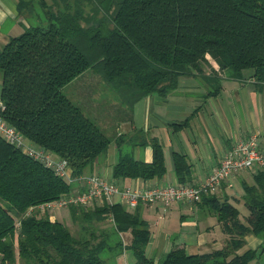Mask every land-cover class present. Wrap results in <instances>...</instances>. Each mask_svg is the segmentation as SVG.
<instances>
[{
  "label": "trees",
  "instance_id": "1",
  "mask_svg": "<svg viewBox=\"0 0 264 264\" xmlns=\"http://www.w3.org/2000/svg\"><path fill=\"white\" fill-rule=\"evenodd\" d=\"M84 1L94 3L93 12L86 14ZM18 8L28 25L0 48L2 116L33 144L65 158L73 175L110 141L83 104L62 90L89 67L101 75L104 89L117 90L130 107L146 94L174 89L180 76L199 71L207 54L233 75L251 68L255 87H264V0H19ZM211 77L214 94L220 83L217 75ZM94 83L90 89L96 95ZM135 134L139 140L131 144H150L152 157L135 159L121 149L122 135H117L122 151L113 178L162 176L161 143L141 129ZM172 160L177 180H190L185 154L173 151ZM242 187L248 211L242 217L215 192L194 201L207 205L220 223L226 235L221 247L190 253L175 245L154 261L145 253L150 230L138 205L70 204V218L81 219L78 235L46 209L28 210L70 192L71 183L0 135V264H120L126 249L132 264H248L264 251L263 243L237 252L246 234L264 238V168L257 166L253 181H243ZM107 218L112 223L103 232L107 238L101 233L98 238L92 222Z\"/></svg>",
  "mask_w": 264,
  "mask_h": 264
},
{
  "label": "crops",
  "instance_id": "2",
  "mask_svg": "<svg viewBox=\"0 0 264 264\" xmlns=\"http://www.w3.org/2000/svg\"><path fill=\"white\" fill-rule=\"evenodd\" d=\"M18 1L0 0V48L11 35L20 33L28 25L19 11ZM199 67L194 74L180 76L176 87L166 94L152 92L144 95L134 102L129 111L115 106L105 108L94 102V91L87 82V79H94V75L87 74V69L66 84V94L72 100L81 102L86 113L110 137L105 152L82 173H97L120 185L137 187L197 183L206 179L210 170L238 139L255 136L259 148L264 150V87H255L252 72L244 74L242 69L239 74L233 75L219 69L209 54ZM214 74L219 78L220 87L217 93L212 94L209 92L215 85L211 77ZM182 122L186 123L177 128ZM136 129H141L149 137H156L161 143L165 172L160 177L149 179L113 178L112 166L120 151H130L135 159L143 161L152 157L150 144H131L139 140ZM119 134L123 140L122 150L115 141ZM173 151L185 154L191 164L190 180H177ZM256 170L257 166L252 165L230 174L215 195L227 197L238 209L246 208L242 199V182H252ZM73 188L82 187L75 182ZM112 200H119V197H112ZM138 208L150 230L145 253L154 261L175 245L195 253L219 248L225 242L226 235L220 223L205 204L198 205L192 201H175L168 206L161 202L139 203ZM247 212L240 211V216ZM244 239V245L237 250L239 253L247 248L258 249L264 243V238L253 233L246 234ZM259 260L260 256H255L248 264H257ZM120 264H129L126 250Z\"/></svg>",
  "mask_w": 264,
  "mask_h": 264
},
{
  "label": "built area",
  "instance_id": "3",
  "mask_svg": "<svg viewBox=\"0 0 264 264\" xmlns=\"http://www.w3.org/2000/svg\"><path fill=\"white\" fill-rule=\"evenodd\" d=\"M4 103L0 99V135L10 144L20 148L24 153L39 160L45 166L66 178L70 183L76 182L82 188H72L70 192L59 198L35 206L46 209L50 206H68L70 204L92 205L103 201L122 202L127 208L134 209L139 203L161 202L168 206L175 201H197L204 194L214 193L222 182L232 173L247 169L252 165L264 168V150L258 146L255 136L238 139L224 154L219 163L214 166L206 179L197 183L155 184L144 187L120 185L97 173H80L73 175L67 160L54 155L44 147L30 142L12 124L2 116ZM119 200H112L113 195ZM112 220V216L110 215Z\"/></svg>",
  "mask_w": 264,
  "mask_h": 264
},
{
  "label": "rangeland",
  "instance_id": "4",
  "mask_svg": "<svg viewBox=\"0 0 264 264\" xmlns=\"http://www.w3.org/2000/svg\"><path fill=\"white\" fill-rule=\"evenodd\" d=\"M46 1L51 2V0H46ZM84 3H85L84 6H85L86 14L93 12L92 7H94V3L93 2H87V1H84ZM98 14H100V13H98ZM242 71L244 72V74H247L248 72L251 73L252 69L251 68H244ZM225 72L227 73L228 71L226 70ZM86 73L94 75V80L87 79V82L90 84V88L94 82L95 83H94L92 89H94V87L97 86L95 88L96 95L94 94L93 98H98V97L99 98L97 99V101H94V102H96L98 105H100L102 107L105 106V108L106 107L111 108L112 106H115V107L122 108L125 111L131 110V107L128 106V104L123 101L122 97L120 96V94L118 93L117 90H115L114 88L113 89L112 88L104 89L102 87L103 86L102 81H101L102 77L96 70L89 67V68H87ZM62 90L64 92H66V86L65 85L62 87ZM88 99H90V97ZM71 187L72 188L75 187V182H71ZM229 187H231V186H229ZM113 197L115 199V198H117V195L115 194V195H113ZM84 207H89V205H84ZM38 209L39 208H37V210L34 209V211L36 213H39L40 211ZM239 209L241 212H247V208L239 207ZM46 212L50 213L51 219L57 218V219L64 221L75 235L83 234V230L81 228L82 224H79L81 222L80 221L81 219H73L72 220L70 218L68 206H58V205L50 206V207L46 208ZM52 215L54 217H52ZM84 224H86V223H84ZM111 225H112L111 221L107 218V219L99 221V222L93 221L92 226L90 228H92L95 231V234L98 236V238H100L99 233L102 234L101 235L102 237L107 238V235H106L107 233H103V232L109 231ZM122 239L124 242H128L129 241V234L123 233ZM126 251L128 254L129 264H132V261L134 259L133 254H132L130 249H126ZM259 261L264 262V254L260 257Z\"/></svg>",
  "mask_w": 264,
  "mask_h": 264
}]
</instances>
